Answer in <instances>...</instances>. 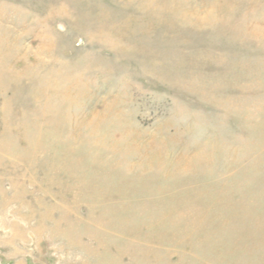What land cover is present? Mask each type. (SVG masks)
I'll use <instances>...</instances> for the list:
<instances>
[{"label": "rangeland", "instance_id": "rangeland-1", "mask_svg": "<svg viewBox=\"0 0 264 264\" xmlns=\"http://www.w3.org/2000/svg\"><path fill=\"white\" fill-rule=\"evenodd\" d=\"M0 264H264V0H0Z\"/></svg>", "mask_w": 264, "mask_h": 264}]
</instances>
